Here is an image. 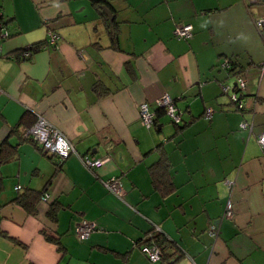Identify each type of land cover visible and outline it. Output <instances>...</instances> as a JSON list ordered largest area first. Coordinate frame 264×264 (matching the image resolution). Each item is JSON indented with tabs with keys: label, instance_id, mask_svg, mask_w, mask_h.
<instances>
[{
	"label": "crops",
	"instance_id": "obj_1",
	"mask_svg": "<svg viewBox=\"0 0 264 264\" xmlns=\"http://www.w3.org/2000/svg\"><path fill=\"white\" fill-rule=\"evenodd\" d=\"M252 2L100 0L96 8L90 0H0L8 33L0 36V146L15 150L0 163V264H151L138 242L155 231L167 240L158 264H264V151L257 143L264 42L254 31L264 0ZM177 24H191L192 38L175 39ZM48 31L59 36L55 45ZM37 43L44 46L23 58ZM226 58L237 63L233 71L221 68ZM238 71L244 111L229 100ZM163 94L181 112V126L161 116L145 128L139 104L156 113ZM38 115L74 147L59 166L12 133L22 118L18 130ZM242 121L251 131L239 128ZM159 144L170 165L165 195L153 190L149 170L163 155L154 151ZM84 155L107 160L90 171ZM112 176L125 190L122 200L103 186ZM29 190L46 192L53 220L45 204L31 214L12 201ZM228 201L234 217L221 219ZM82 219L96 230L78 241Z\"/></svg>",
	"mask_w": 264,
	"mask_h": 264
},
{
	"label": "built area",
	"instance_id": "obj_2",
	"mask_svg": "<svg viewBox=\"0 0 264 264\" xmlns=\"http://www.w3.org/2000/svg\"><path fill=\"white\" fill-rule=\"evenodd\" d=\"M254 2V0H253ZM255 27L258 31L264 32V17L255 20ZM173 37L177 40H189L193 35V26L191 24H177L172 32ZM0 36L2 38L8 37V33L5 29V26L0 21ZM59 36L53 32L48 31V45H55L56 40ZM31 55V51L26 50L22 53L23 58H28ZM221 68L227 69L230 64L228 60H224L221 63ZM262 69L264 68V63L261 65ZM236 85L239 90L244 91L246 88V83L244 80V76H238L236 78ZM228 87H223V92H226ZM232 102H237V108H243L244 104L238 100V96L235 93H232L231 96ZM158 109H161L165 112L168 118L174 123L178 124L181 122V113L175 105L174 100L167 94L161 95L155 101ZM213 110L208 108L204 112V119L210 120L212 117ZM138 118L142 126L149 128L153 124L154 113L149 110V105L146 102H142L138 106ZM240 129L245 130L248 129L251 131L252 123H248L246 121H242L239 126ZM25 134L29 136L38 146H40L41 150L46 154H52L59 158V160H63L67 158L71 154H75L74 147L70 140L57 128L51 125L47 120L38 115L34 124L30 126ZM257 143L260 148L264 151V133L260 134L257 138ZM82 165L90 170L94 171L96 168H99L106 159H96L91 158L89 156H80L79 157ZM103 186L107 191L115 195L118 199L122 200L124 198L125 190L122 186V183L119 177L112 176L103 182ZM226 184L228 187H232L233 183L227 181ZM16 191L19 190V187L15 188ZM47 195L45 194L42 197L43 202H47ZM234 217L233 205L231 201L226 203L225 211L221 217V219L227 218L231 219ZM96 230V225L93 222L82 219L78 222L75 230V236L78 241L87 240L91 234ZM208 233L212 237H216L218 235V231L215 223H211L208 227ZM140 251L146 256L147 260L151 264H156L160 260V249L158 246L154 244H145L141 246ZM189 264H195L192 258H189Z\"/></svg>",
	"mask_w": 264,
	"mask_h": 264
},
{
	"label": "trees",
	"instance_id": "obj_3",
	"mask_svg": "<svg viewBox=\"0 0 264 264\" xmlns=\"http://www.w3.org/2000/svg\"><path fill=\"white\" fill-rule=\"evenodd\" d=\"M90 2L92 3L93 6H95L96 8H98L97 4L100 3V0H90ZM252 3L253 4L257 3V0H254V2H252ZM0 21H1V23L3 25L6 24L2 20L1 15H0ZM258 33H259V35L261 36V38H262V40L264 42V32L258 31ZM112 43L114 45L113 47H115L116 44H117V39H116L115 35H113ZM43 46H44V43H37V44H34V45L30 46L29 48L23 50L22 53L24 51H26V50L31 51V53L32 52H36L39 49H41ZM22 53H21V55H22ZM226 59L228 60V62L230 64L229 68H227L226 71H230V70L233 71L234 70L233 67L235 65H237V63H235L234 61H232L229 58H226ZM238 72L239 73H236L235 74V86H233L231 92H229V100H230L231 104L234 105V107H235L236 110H238V111H244L246 109V104H245V90L244 91L239 90V88L236 85V78L238 76H243V74H242V71H238ZM225 93H227V91ZM232 93H235L238 96V100L241 101L244 104L243 108H237V106H236L237 105V102H232L231 101L230 96H231ZM161 116H166L168 118V116L165 114V112L163 110L158 109L157 112L154 113L153 124L150 127H153L155 125L156 119L159 118V117H161ZM35 120L32 122V124L30 126H32L34 124ZM207 121H209V120H207ZM23 122H24V119L22 118L20 120V122L16 125V127H14L12 129V133H16L17 132L19 134V136H20V139L23 140V141L29 140V141L34 142L29 136H27L25 134V131L30 126L29 127H25L22 130H18L20 128V126L23 124ZM169 122L173 126L179 127V126H181L182 118H181V122L178 123V124H174L170 119H169ZM248 123L250 124L251 122H248ZM162 148H163L162 144H159L158 146H156V148L154 149V151H157V152L163 154ZM14 152H15V150L13 149V147L10 146V145H8V143L4 141L1 144V146H0V163H3L5 161H9L13 157ZM71 155H69V156H71ZM69 156L67 158H69ZM67 158H65V159H63L61 161L59 160V158H57V160H58L57 161V165L58 166L61 165V163L64 162V160H66ZM169 167H170V165L168 163V160L164 156V154L153 165H151L149 167V170H150V173H151V177H152L153 190L158 191V192H160L163 195L169 193L172 190V187L170 185H168V180L170 179ZM165 181H166V183H165ZM2 189H3V185H2V182L0 180V191ZM45 193L46 192H43L42 194L34 195V193L32 194L31 191L29 190V191L23 192L20 195L18 194V196H16L12 201L14 203L18 204L19 206H21L22 208H24L25 210H27L31 214H33V212H34L35 204H38V203L45 204L46 208L48 209L47 210V214L50 217V219L53 220V213L51 212V210L53 209V205L54 204L52 202L51 203H49V202H43L42 197L45 195ZM150 233L152 235H150L147 238L144 237L142 240H140L138 242L139 249L141 248V246H143L145 244H154V245L158 246L159 249H160V252H161L160 260L158 261V263H159L163 259V256H164V251L163 250H164V246L167 243V240H166L165 236L162 233L158 232V231H155L153 233L150 232ZM149 234H147V235H149ZM46 239L49 240V241H52V239L50 237H48V236H46ZM158 263H156V264H158Z\"/></svg>",
	"mask_w": 264,
	"mask_h": 264
},
{
	"label": "water",
	"instance_id": "obj_4",
	"mask_svg": "<svg viewBox=\"0 0 264 264\" xmlns=\"http://www.w3.org/2000/svg\"><path fill=\"white\" fill-rule=\"evenodd\" d=\"M101 10L106 14V18L108 19L109 24L112 25L113 15L110 10L106 6H102ZM233 86H235V84Z\"/></svg>",
	"mask_w": 264,
	"mask_h": 264
},
{
	"label": "rangeland",
	"instance_id": "obj_5",
	"mask_svg": "<svg viewBox=\"0 0 264 264\" xmlns=\"http://www.w3.org/2000/svg\"><path fill=\"white\" fill-rule=\"evenodd\" d=\"M264 17V16H263ZM254 31H256V33L259 35V33H258V30H257V28L254 26ZM165 118H166V120L165 121H167L169 124H171L170 122H169V119L165 116ZM172 125V124H171Z\"/></svg>",
	"mask_w": 264,
	"mask_h": 264
}]
</instances>
